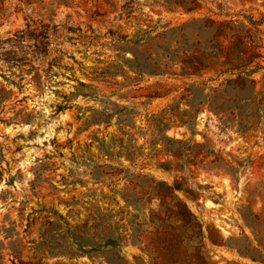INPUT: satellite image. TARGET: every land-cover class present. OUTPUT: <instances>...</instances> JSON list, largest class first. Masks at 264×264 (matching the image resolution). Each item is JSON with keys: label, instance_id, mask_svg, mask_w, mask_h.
<instances>
[{"label": "rangeland", "instance_id": "obj_1", "mask_svg": "<svg viewBox=\"0 0 264 264\" xmlns=\"http://www.w3.org/2000/svg\"><path fill=\"white\" fill-rule=\"evenodd\" d=\"M206 19L256 31L264 57V0H0V264L147 261L132 237L168 186L205 223L214 261L240 259L228 245L264 250V71L237 103L224 78L202 84L213 74L132 68L206 49ZM224 103L237 118L216 112ZM164 135L207 159H178ZM98 236L120 248L94 249Z\"/></svg>", "mask_w": 264, "mask_h": 264}, {"label": "trees", "instance_id": "obj_2", "mask_svg": "<svg viewBox=\"0 0 264 264\" xmlns=\"http://www.w3.org/2000/svg\"><path fill=\"white\" fill-rule=\"evenodd\" d=\"M181 6V5H180ZM187 11H193L196 6L182 5ZM207 26L205 30L209 31L205 43L209 46L204 50L185 49L183 52H175L168 62L162 63L159 59H152L151 54L145 58L149 63L135 60L134 68L138 75L148 73L150 75H168L174 78H198L204 79L207 74H213L215 78H208L202 83L205 87L209 82L224 78L220 82L219 89L224 97L229 101L237 103L248 101L250 98L241 97L239 94L244 93L248 89H253L256 81L252 79V75L264 71V66L256 62L258 58L264 59L260 49L262 45L258 44L260 40L257 38V32L252 29H244L234 26L230 21L214 22L210 19L205 20ZM255 25V23H251ZM184 41L189 42L188 35L183 34ZM142 56V55H141ZM217 89V88H216ZM189 96L195 95V92L186 89ZM217 91V90H213ZM230 92L235 93L233 98ZM210 102V101H208ZM210 104H212L210 102ZM237 106V105H236ZM235 108L227 107L225 103L216 108V112L224 111L223 117L237 118ZM249 127L239 123V130L246 131ZM162 143L168 153L176 151L178 159L187 157L203 164L207 159L204 154V146L198 143L191 144L190 141L169 138L164 135ZM199 151L194 152V148ZM127 157L132 158L133 151L128 147L125 149ZM218 160L204 164L207 169H212L213 164H217ZM228 172H234L229 169ZM176 187H167V193L163 195L160 202V209L153 212L151 219V230L139 226L132 242L142 252L147 255L148 259L143 260L136 258L135 264H220L212 259L204 230L205 223L196 216L187 204L179 198L175 192ZM166 210L165 212H163ZM258 216H243L246 225L254 226L253 220H258ZM99 243L94 245V249L100 247L103 249L120 248V238L110 236H98ZM83 246V242L79 243ZM240 259L225 260L223 264H248L243 262L244 259H250L254 263L264 264V250L258 249L252 245L249 247H235ZM93 249V250H94ZM119 261V259H118ZM116 261L111 264H119ZM129 264V263H127Z\"/></svg>", "mask_w": 264, "mask_h": 264}]
</instances>
